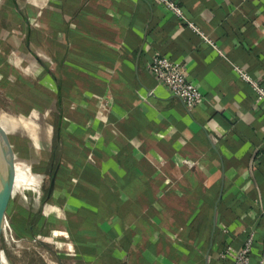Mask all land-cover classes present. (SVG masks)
I'll return each instance as SVG.
<instances>
[{
    "label": "crops",
    "instance_id": "1",
    "mask_svg": "<svg viewBox=\"0 0 264 264\" xmlns=\"http://www.w3.org/2000/svg\"><path fill=\"white\" fill-rule=\"evenodd\" d=\"M175 1L183 18L159 0H0V174L9 207L32 196L6 213L38 216L75 264H234L250 234L264 260V104L235 69L264 85V0ZM157 55L184 65L194 109Z\"/></svg>",
    "mask_w": 264,
    "mask_h": 264
},
{
    "label": "rangeland",
    "instance_id": "2",
    "mask_svg": "<svg viewBox=\"0 0 264 264\" xmlns=\"http://www.w3.org/2000/svg\"><path fill=\"white\" fill-rule=\"evenodd\" d=\"M10 115L13 116L12 110L9 109L8 101L1 93L0 123L8 132H10L13 129L11 122L14 121L13 119L9 118ZM6 124L8 125L5 126ZM17 132L20 133L19 127L17 128ZM20 135L18 134L14 136L12 140H14V142H18L21 138ZM24 138L22 140H24ZM18 191L14 195L13 206L9 207V202L7 203L6 212H8V207L17 208L16 203H19V201L26 203V205H28V203H31L32 196L28 195L27 201H24L23 199H21V195L19 194ZM3 221L8 222L9 224L14 223L20 229H23L22 227H24L27 222L25 219H18L14 216H8V215H6V217H3ZM3 221L0 217V264L79 263L78 259L77 260L72 259L73 257H71L72 256L71 254H73V252H70L68 250L66 244L59 243L56 238L52 237L51 232L46 231L47 233L46 232L44 233L43 226L35 228L32 232H29L30 234H24L23 232H20V230L15 228L18 231V234L12 232V243L9 244L8 239L3 231ZM18 223L22 224L23 226L18 225ZM34 225H36V222ZM25 236L28 238H26Z\"/></svg>",
    "mask_w": 264,
    "mask_h": 264
},
{
    "label": "built area",
    "instance_id": "3",
    "mask_svg": "<svg viewBox=\"0 0 264 264\" xmlns=\"http://www.w3.org/2000/svg\"><path fill=\"white\" fill-rule=\"evenodd\" d=\"M159 1L183 18L182 10L175 0ZM190 25L193 27V24L190 23ZM203 37L206 41H210L206 36L203 35ZM148 67L161 84L165 85L173 95L181 99L188 109H194L203 100L202 92L188 79L185 67L181 62L157 55L151 60ZM235 69L239 76L252 86L256 93V102L264 104V85L239 67H235ZM253 245L254 235L250 234L246 238L243 246L237 251L234 264H252L251 256ZM228 253L229 251H226L222 256H226ZM257 264H264V260H260Z\"/></svg>",
    "mask_w": 264,
    "mask_h": 264
},
{
    "label": "water",
    "instance_id": "4",
    "mask_svg": "<svg viewBox=\"0 0 264 264\" xmlns=\"http://www.w3.org/2000/svg\"><path fill=\"white\" fill-rule=\"evenodd\" d=\"M1 141L3 143L7 142L4 134L0 133ZM1 173V172H0ZM0 217L3 221V217H6V206L9 202L11 195V184L7 181L2 174H0Z\"/></svg>",
    "mask_w": 264,
    "mask_h": 264
},
{
    "label": "trees",
    "instance_id": "5",
    "mask_svg": "<svg viewBox=\"0 0 264 264\" xmlns=\"http://www.w3.org/2000/svg\"><path fill=\"white\" fill-rule=\"evenodd\" d=\"M19 221V220H18ZM21 222V221H20ZM28 222H30L29 223V225H31V227L32 228H29V229H25L24 227H22L23 229H20L19 227H17V229L18 230H20L21 232H23V233H26V234H30L29 232H32L35 228H37V227H40V226H42L43 225V222H42V219H40L38 216H34L30 221H27V223ZM35 222H36V225H34L35 224ZM18 225H22V224H19L18 223ZM23 226V225H22Z\"/></svg>",
    "mask_w": 264,
    "mask_h": 264
},
{
    "label": "bare ground",
    "instance_id": "6",
    "mask_svg": "<svg viewBox=\"0 0 264 264\" xmlns=\"http://www.w3.org/2000/svg\"><path fill=\"white\" fill-rule=\"evenodd\" d=\"M3 231H4V233H5V235H6V237H7V239H8V243L9 244H11L12 243V236H11V232H10V230L8 229V227H7V223H6V221H3ZM18 252V251H17ZM42 256V255H41Z\"/></svg>",
    "mask_w": 264,
    "mask_h": 264
}]
</instances>
